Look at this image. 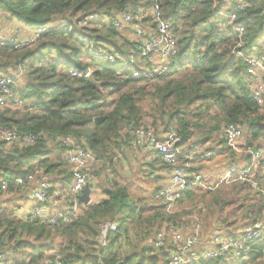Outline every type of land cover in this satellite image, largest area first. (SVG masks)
<instances>
[{
	"label": "trees",
	"instance_id": "trees-1",
	"mask_svg": "<svg viewBox=\"0 0 264 264\" xmlns=\"http://www.w3.org/2000/svg\"><path fill=\"white\" fill-rule=\"evenodd\" d=\"M141 1L0 0V18L5 23L17 21L27 29L48 26L33 46L0 48V73L21 71L20 79L25 81L18 82V93L38 106L33 113L0 109V128L14 127L25 135L46 137L21 148L0 142V179L10 181L8 191L12 192L20 190L11 183L13 179L42 169L55 182L60 177L59 188L65 189L71 181V170L67 162L57 157L51 161L54 150L62 149L58 144L48 145L47 139L55 135H70L93 153L98 163L91 168L90 187L92 178H112L108 188L101 187L104 199L79 204L78 211L67 219L58 218L52 225L44 218L21 223L0 218V229L3 228L0 245L5 246L0 251L16 256L13 264H43L46 259L52 262L53 253L62 264H159L165 258L164 251L149 248L147 244L162 222L179 215L168 216L160 206L142 205L139 198H129V187L115 181L114 160L131 134L145 125L146 119L156 124L159 118L163 127L154 128H166L168 134L176 130L179 147L187 145L196 130L200 137L195 146H201L230 123L242 130L245 127L243 136L247 145L254 146L263 134L258 124L263 123L264 117L244 83V65L231 51L237 45L246 52L264 44V0H248V7L241 12L235 8L236 0H159L162 17L172 26L179 52L171 67L150 81L124 78V73L137 67L138 62L149 66L138 58V45L131 33L128 36L107 27L99 19L80 31L56 29L59 22L71 24L78 15L94 14L111 20ZM224 8L236 13L237 23L245 29L242 37L218 31L217 12ZM91 45L122 55L124 65L92 57L88 53ZM71 70L78 73L91 70L94 80L103 83L102 91L88 78L71 76ZM146 99L150 100V108L157 117L144 111L142 103ZM210 109L214 111L211 113ZM203 121L212 122L207 130L203 129ZM219 143L223 145L224 140L219 139ZM255 147L262 145L258 143ZM229 159L231 163L237 161L232 153ZM158 160L167 169L160 157ZM260 182L264 186V178ZM231 186L229 196L222 191L210 199L202 217L206 231L214 228L222 217L218 213L236 195L246 190L250 196L248 185ZM251 192L253 201L248 208L259 211L257 193ZM4 193L0 192V196ZM196 194L199 195L187 194L178 206L191 202ZM108 222L115 223L117 229L108 234V245L101 247L97 239L101 227ZM23 233L27 238L21 240ZM258 249L248 262L235 264H264ZM25 251L29 254L23 255ZM202 264H219V261Z\"/></svg>",
	"mask_w": 264,
	"mask_h": 264
},
{
	"label": "built area",
	"instance_id": "built-area-1",
	"mask_svg": "<svg viewBox=\"0 0 264 264\" xmlns=\"http://www.w3.org/2000/svg\"><path fill=\"white\" fill-rule=\"evenodd\" d=\"M234 4L236 10L241 12L249 3L248 0H236ZM217 17L219 19L216 25L220 33L239 38L245 34L244 26L237 23L236 13H230L224 8L217 12ZM97 19L117 31H131L132 39L138 45V58L149 64L147 66L138 62L137 67L124 73V78L154 80L166 72L178 56L177 38L172 26L162 17L159 0H143L129 6L128 10L117 14L111 20L94 14L78 15L71 20V24L59 22L56 29L80 31ZM47 28L48 26L34 28L25 38L0 33V48L21 49L33 46L46 33ZM88 53L102 61L124 65L122 55H113L106 50L95 49L92 45ZM231 53L241 59L244 65V83L259 113L264 117V44L246 52L237 45ZM69 73L73 77L88 78L91 70L81 73L71 70ZM21 77V71L14 74L0 73V109L11 108L29 113L38 109L36 102L19 95L17 84ZM133 135L149 146L167 166V182L158 189L154 201L168 216L177 214L175 209L177 210L178 203L189 193L214 192L220 187L236 183L248 185L251 191L257 193L256 201L261 204L259 211L245 207L242 214L236 215L240 222L234 223L231 218L227 221L219 218L209 233L205 231L201 218L205 212L203 205H199L197 210L185 213L180 219L165 220L152 237V247L164 251L165 258H161L159 264H202L209 260H218L219 264L248 262L258 248L260 259L264 260V186L260 182L264 178V132L258 138L257 143L262 145L258 148L255 144H246L240 126L232 123L225 125L220 137L224 140L227 151L234 154L237 161L214 176H206L181 160L183 156L191 160V155L188 150H181V146L176 145L179 141L176 130L169 133L167 138L160 139L152 127L140 126ZM43 139L46 137L42 134L25 135L14 127L0 128V142L9 147L32 146ZM47 142L50 146L58 144L62 148L63 159L71 168L70 184L65 189L50 186L42 169H35L32 173L17 177L11 183L21 191L28 190L37 203L30 217L44 218L52 225L58 218L67 219L71 213L78 211V196L88 184L90 170L98 161L86 146L70 135H55L48 138ZM214 148L203 151L199 158H211ZM9 183L8 180L0 179V192H7ZM46 211L48 214L44 216ZM116 229L113 222L104 224L98 244L106 247L108 234L116 232ZM14 258L11 253L0 251V264H13ZM52 259V262L51 259L44 260L43 264H62L55 253Z\"/></svg>",
	"mask_w": 264,
	"mask_h": 264
},
{
	"label": "crops",
	"instance_id": "crops-1",
	"mask_svg": "<svg viewBox=\"0 0 264 264\" xmlns=\"http://www.w3.org/2000/svg\"><path fill=\"white\" fill-rule=\"evenodd\" d=\"M31 32L32 29L23 28L20 25H10L8 28H6L5 31H1L0 33L8 35L15 34L21 38H25L28 37ZM153 131L155 132L156 136L160 139H165L169 135L162 127L154 128ZM196 134L197 136L193 137V139L187 145L180 147L181 150H188L191 155V160H187L186 157L183 156L181 158L183 162L189 163L192 168H197V170L200 171L202 161H212L211 163L216 166L211 168V170L207 173L206 176H214L215 174L219 173L231 164L232 160L229 159L230 155L228 154V152L225 151V145H221L219 143V139H221L220 133L219 135H217L218 141H214L216 139L215 135H213L212 139L210 138L206 143L201 146H195V143L199 141V131L196 130ZM255 144H258L257 141ZM212 147H215L212 157L209 159L201 160L199 158L200 153ZM53 154L55 158L57 157V159H59L60 161L65 162L63 159L62 150L56 149L54 150ZM158 158L159 156L149 146L143 144L133 134H131V139L127 142L125 146L121 148V151L117 153V157L114 160V168L116 170V174L114 177L115 181L118 185H124L126 187H135H132L134 189V192H130L129 198L134 196L136 198L138 197L141 200L142 205L145 204L146 206H152L147 203L154 202L153 200L155 194L157 193L156 191H158V189L164 186L167 182V169L162 165ZM134 166H137V171L135 173ZM134 176L135 180L131 182L130 180H132ZM53 178L54 177H49L47 175V179L50 186L59 188V183L57 181L60 179V177L57 178V183L53 181ZM111 179L109 181H111ZM99 180L100 179L98 178H92L89 181L91 185L90 203L98 202L105 197L103 194H100L99 189L96 188ZM149 195H151V197H149ZM36 206L37 203L34 201L31 196V193L28 190H13L12 192L8 191L0 196V218L6 217L8 219H12L14 220V223L27 222L29 219H34L30 217V213L36 208ZM153 207L156 206L153 205ZM47 214L48 212L46 211L44 213V216H46ZM1 231H3V228L0 229V232ZM210 231H212V229L206 232L209 233ZM23 239L24 238L21 237V240Z\"/></svg>",
	"mask_w": 264,
	"mask_h": 264
},
{
	"label": "rangeland",
	"instance_id": "rangeland-1",
	"mask_svg": "<svg viewBox=\"0 0 264 264\" xmlns=\"http://www.w3.org/2000/svg\"><path fill=\"white\" fill-rule=\"evenodd\" d=\"M10 25L12 26H15V25H20L17 21H12L10 23H5L1 18H0V32L1 31H5L6 28H8ZM122 32L128 36H130V33L131 31L125 29V30H122ZM262 43V42H261ZM24 80H20L19 83H22L24 82ZM142 107L144 109L145 112H147V114L149 115H153L154 117L158 116L157 114H155V112L150 108V100L146 99L145 101H143L142 103ZM214 110L213 109H210V112L212 113ZM207 121V119H206ZM210 123L212 124V122H202V124H204V130H207L208 127L210 126ZM157 125H161L162 126V120H160V118L156 121V124H151V120H148L146 119L145 120V125H142V126H149V127H152L154 129V127H156ZM163 127V126H162ZM166 129V128H165ZM222 130V128H221ZM245 127L243 126V132H245ZM200 133V132H199ZM197 136V134L195 135V137ZM200 137V136H199ZM215 139L214 141H218L217 139V135H215ZM228 152V151H226ZM230 155V153H228ZM55 160V156H52L51 157V161H54ZM212 161L210 160H205V161H202V165L200 167V172L204 175H207V173L211 170V168L215 167L216 165H214L213 163H211ZM98 165H96L94 168L98 167ZM134 173L137 171V166H134ZM131 171V170H130ZM91 172V170H90ZM90 174V173H89ZM102 178H100L99 182H98V185L96 186L97 189H99V193L102 194V191H101V187H104V188H108L109 187V183L108 182L109 180H105L104 179V176H101ZM111 177V175H110ZM135 180V176L132 178V180H130L131 182H133ZM130 182V183H131ZM130 185V184H129ZM133 186H130L128 189L129 191L131 190V192L134 190ZM230 187L232 186H224V187H220L214 191V192H209V193H204L206 194V196H200L201 193H199V195H195L192 200H190L191 202H187L183 205H180V206H177V210L175 209V212H177V214L179 215L175 220H177L178 218L180 219V217L182 216H185L184 214L189 212V211H193V210H197V207H199V205H203L206 209H207V205L209 204V202L211 201L210 199L213 198L214 194L215 193H222V191H226L224 192V194L226 195H230V193L228 192V190H230ZM218 191V192H217ZM134 192V191H133ZM248 191L244 190L243 193H240V195H236L234 200L228 205L226 206L225 208H223V210L218 213V214H221L222 218H227V219H230L232 220V222H240V220L236 217L237 214H242L243 213V210L245 209V207H247L249 205V203H251L253 200V195H252V192H250V196H248ZM129 195H130V192H129ZM134 196V195H132ZM149 197H151V195H149ZM105 198V197H104ZM103 198V199H104ZM138 198V197H137ZM252 200V201H251ZM154 201V200H153ZM149 205H154V206H157V203L156 201H154L153 203H147ZM203 214L202 213V217H203ZM216 214V212H215ZM201 217V218H202ZM119 219V218H118ZM22 238H27V236L23 233ZM98 240V239H97ZM5 247V246H3ZM2 245H0V249H3ZM147 247L149 248H152V238L149 240V244H147ZM139 253V252H138ZM29 254V251H25V253L23 255H28ZM20 255V254H19Z\"/></svg>",
	"mask_w": 264,
	"mask_h": 264
},
{
	"label": "water",
	"instance_id": "water-1",
	"mask_svg": "<svg viewBox=\"0 0 264 264\" xmlns=\"http://www.w3.org/2000/svg\"><path fill=\"white\" fill-rule=\"evenodd\" d=\"M88 81L94 87H96L99 91H102L103 83L95 81L92 74H89ZM258 127L260 128V130H262L264 132V122L263 123H259ZM90 194H91V188H90L89 184H87L82 189V191L80 192V195L78 196V202L80 204L88 205L90 203Z\"/></svg>",
	"mask_w": 264,
	"mask_h": 264
}]
</instances>
